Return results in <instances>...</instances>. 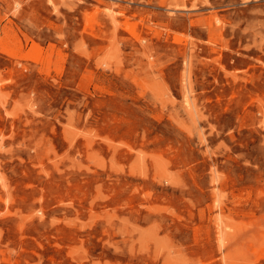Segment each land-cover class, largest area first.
Listing matches in <instances>:
<instances>
[{
  "label": "rangeland",
  "instance_id": "obj_1",
  "mask_svg": "<svg viewBox=\"0 0 264 264\" xmlns=\"http://www.w3.org/2000/svg\"><path fill=\"white\" fill-rule=\"evenodd\" d=\"M0 0V264H264V0Z\"/></svg>",
  "mask_w": 264,
  "mask_h": 264
},
{
  "label": "bare ground",
  "instance_id": "obj_2",
  "mask_svg": "<svg viewBox=\"0 0 264 264\" xmlns=\"http://www.w3.org/2000/svg\"><path fill=\"white\" fill-rule=\"evenodd\" d=\"M53 1H54V0H53ZM53 1H52V2H53Z\"/></svg>",
  "mask_w": 264,
  "mask_h": 264
}]
</instances>
